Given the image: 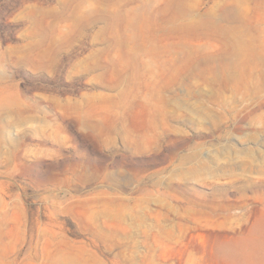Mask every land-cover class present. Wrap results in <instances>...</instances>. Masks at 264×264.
Listing matches in <instances>:
<instances>
[{
  "label": "rangeland",
  "instance_id": "1",
  "mask_svg": "<svg viewBox=\"0 0 264 264\" xmlns=\"http://www.w3.org/2000/svg\"><path fill=\"white\" fill-rule=\"evenodd\" d=\"M0 264H264V0H0Z\"/></svg>",
  "mask_w": 264,
  "mask_h": 264
}]
</instances>
